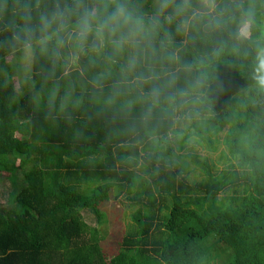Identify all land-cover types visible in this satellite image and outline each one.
<instances>
[{"label":"trees","instance_id":"1","mask_svg":"<svg viewBox=\"0 0 264 264\" xmlns=\"http://www.w3.org/2000/svg\"><path fill=\"white\" fill-rule=\"evenodd\" d=\"M118 2L0 0V175L24 181L0 264H264V0H188L156 28L159 0H125L142 34L81 41V16ZM220 143L214 176L195 147ZM111 197L133 230L104 249L81 212L106 223Z\"/></svg>","mask_w":264,"mask_h":264},{"label":"rangeland","instance_id":"2","mask_svg":"<svg viewBox=\"0 0 264 264\" xmlns=\"http://www.w3.org/2000/svg\"><path fill=\"white\" fill-rule=\"evenodd\" d=\"M207 2V0H204ZM30 54L27 52L25 59L23 60V64L25 67H29L31 65V58ZM18 81L14 79V86L18 88ZM223 138L220 137V140ZM195 146L196 144L189 143V146ZM188 146V147H189ZM187 147V148H188ZM218 150L216 152H207L206 149L197 145L195 147V154L200 156V158L205 159L208 164L212 168V174L214 176H218L224 169L227 167V163L222 159V153L224 146L222 143L217 144ZM181 153L185 154L187 151L183 150ZM190 170L187 174V180L192 183L202 182L206 175L205 173H201L200 169H195L192 165H190ZM207 179V178H206ZM24 186L23 179L20 178L16 184H12L8 179H6L5 175H0V204L4 205L7 201L9 191L18 192ZM84 186L80 187L83 189ZM222 195L219 196V199ZM112 202L107 203L105 206H102L101 211L105 214V218L108 222L99 224L96 217L91 214L89 211H82L81 216L85 224L88 226L90 230H96L100 238H103V247L104 249H109L110 247H114L115 242H120L122 238L125 236V233H131L133 230V222L130 218L132 210L129 209L123 203H118V206H115L114 199L111 197ZM218 252L221 254L219 263L224 261V256L226 253H223L221 250L224 249L223 245L218 247ZM222 252V253H221Z\"/></svg>","mask_w":264,"mask_h":264},{"label":"clouds","instance_id":"3","mask_svg":"<svg viewBox=\"0 0 264 264\" xmlns=\"http://www.w3.org/2000/svg\"><path fill=\"white\" fill-rule=\"evenodd\" d=\"M189 11L188 0H181L179 3H173V0H159L156 15L152 19L151 25L153 28L159 27L161 16H165L166 19L185 17ZM195 15L196 13L193 12L192 17ZM190 19H184L182 27H186ZM78 28L81 41L87 40L89 34L93 32L97 35L107 33L111 36H117L119 34V38L113 40V46L119 50L124 46L129 36L144 32L145 20L142 15L130 9L125 0H121L110 11L107 5L87 11L81 16Z\"/></svg>","mask_w":264,"mask_h":264}]
</instances>
